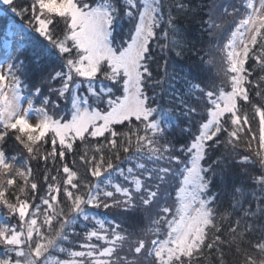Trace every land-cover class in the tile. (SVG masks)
<instances>
[{"label": "snow or ice", "instance_id": "1", "mask_svg": "<svg viewBox=\"0 0 264 264\" xmlns=\"http://www.w3.org/2000/svg\"><path fill=\"white\" fill-rule=\"evenodd\" d=\"M7 10L0 264H264V0Z\"/></svg>", "mask_w": 264, "mask_h": 264}, {"label": "rangeland", "instance_id": "2", "mask_svg": "<svg viewBox=\"0 0 264 264\" xmlns=\"http://www.w3.org/2000/svg\"><path fill=\"white\" fill-rule=\"evenodd\" d=\"M7 6H5V9ZM13 14L11 13L10 10L5 11H0V52H3L5 50V40L8 39L9 37H13L14 39L12 40L13 42L16 40H19V36H11L8 34V28L10 25V21L13 20ZM18 19V18H15ZM25 106H27L25 104ZM177 134L180 135L179 133V127L176 128Z\"/></svg>", "mask_w": 264, "mask_h": 264}, {"label": "trees", "instance_id": "3", "mask_svg": "<svg viewBox=\"0 0 264 264\" xmlns=\"http://www.w3.org/2000/svg\"><path fill=\"white\" fill-rule=\"evenodd\" d=\"M18 20V19H17ZM13 31H15V28H13ZM20 39V37H18ZM14 38L13 37H9L7 40L8 41H12ZM5 45V44H4ZM167 122V121H166ZM173 124H175V121H173ZM176 136H177V139H180L181 136H179V134H177L176 132ZM100 211H103V210H100Z\"/></svg>", "mask_w": 264, "mask_h": 264}]
</instances>
